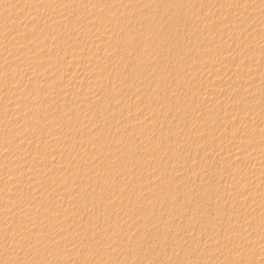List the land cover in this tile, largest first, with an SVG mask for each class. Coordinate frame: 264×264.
Listing matches in <instances>:
<instances>
[{"label":"rangeland","instance_id":"374dc122","mask_svg":"<svg viewBox=\"0 0 264 264\" xmlns=\"http://www.w3.org/2000/svg\"><path fill=\"white\" fill-rule=\"evenodd\" d=\"M0 264H264V0H0Z\"/></svg>","mask_w":264,"mask_h":264},{"label":"bare ground","instance_id":"6f19581e","mask_svg":"<svg viewBox=\"0 0 264 264\" xmlns=\"http://www.w3.org/2000/svg\"><path fill=\"white\" fill-rule=\"evenodd\" d=\"M107 30V29H106ZM109 32H111V31H109ZM100 34H102V32L100 33ZM103 35V34H102ZM101 36V35H100ZM101 40H103L104 38H100Z\"/></svg>","mask_w":264,"mask_h":264}]
</instances>
